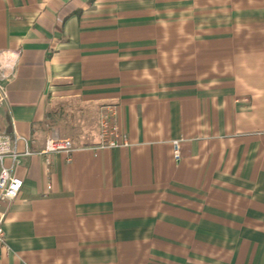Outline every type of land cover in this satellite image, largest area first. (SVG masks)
Instances as JSON below:
<instances>
[{"label": "crops", "instance_id": "obj_1", "mask_svg": "<svg viewBox=\"0 0 264 264\" xmlns=\"http://www.w3.org/2000/svg\"><path fill=\"white\" fill-rule=\"evenodd\" d=\"M6 50L0 264H264V0H0ZM105 106L128 147H99ZM58 130L83 137L47 165Z\"/></svg>", "mask_w": 264, "mask_h": 264}, {"label": "built area", "instance_id": "obj_2", "mask_svg": "<svg viewBox=\"0 0 264 264\" xmlns=\"http://www.w3.org/2000/svg\"><path fill=\"white\" fill-rule=\"evenodd\" d=\"M19 53L13 51L0 52V105L8 104V95L6 83H9L15 72L19 60ZM98 136L99 147L103 149L128 147L129 142L126 133L116 123L115 109L111 106L102 107L98 116ZM18 140H25L16 137L13 145L4 141L0 135V245H5V231L3 227L7 208L15 201L23 188V181L15 174L18 165V157L20 155L16 151V143ZM173 158L175 161L180 159L179 141L171 142ZM75 151L73 143L69 139H64L56 134L46 138L44 147L40 151V155L46 157V164H49L48 157L52 154H64L67 161L70 160L71 154ZM32 153L27 150L23 156H30ZM10 161V165H6V161ZM50 190V186L46 187Z\"/></svg>", "mask_w": 264, "mask_h": 264}, {"label": "rangeland", "instance_id": "obj_3", "mask_svg": "<svg viewBox=\"0 0 264 264\" xmlns=\"http://www.w3.org/2000/svg\"><path fill=\"white\" fill-rule=\"evenodd\" d=\"M65 113V112H64ZM66 120H68V119H66ZM89 120V122L91 123V126H89L91 129H92V134H93V132H95L97 129H96V126H97V119H96V117L94 116V115H91L90 116V118L88 119ZM89 122L87 123V125L89 124ZM81 122H76L75 124H76V126H75V128L77 127V125H79ZM86 127H88V126H86ZM53 134H56V135H58L59 137H61V138H64V139H72V138H70L71 136H73L74 134H77V136H80V137H83V135L81 134V130L80 131H76V132H71L69 135H68V133H66L64 130L61 132L60 130H58V131H56V132H54ZM91 134V135H92ZM70 136V137H68V136ZM68 137V138H67Z\"/></svg>", "mask_w": 264, "mask_h": 264}]
</instances>
